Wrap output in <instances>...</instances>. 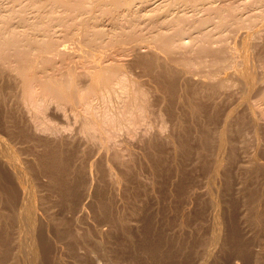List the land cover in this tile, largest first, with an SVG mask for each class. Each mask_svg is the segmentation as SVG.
Masks as SVG:
<instances>
[{"label": "rangeland", "instance_id": "1", "mask_svg": "<svg viewBox=\"0 0 264 264\" xmlns=\"http://www.w3.org/2000/svg\"><path fill=\"white\" fill-rule=\"evenodd\" d=\"M224 3L168 28L0 0V142L34 213L28 254L0 155V264H264V0Z\"/></svg>", "mask_w": 264, "mask_h": 264}, {"label": "bare ground", "instance_id": "2", "mask_svg": "<svg viewBox=\"0 0 264 264\" xmlns=\"http://www.w3.org/2000/svg\"><path fill=\"white\" fill-rule=\"evenodd\" d=\"M31 1L35 5H37L39 8H41V9L42 8H49L50 10H53V9L59 7V6H63L64 5V6H67L68 9L75 10V11H89V12H93L96 9L104 10V11L107 10L108 13H110V15H111L112 20L117 19L120 16H123V14L125 15V13H128V14L131 15L132 13L136 14L138 12H145V15H149V16L154 17L155 20H156V23L157 22H161L162 24L166 23V25L167 24L169 25L170 23H173V22H174L173 24H175V23L178 24L179 22H181L180 18H183L182 16H184L185 15L184 13L186 12L185 11V9H186L185 6L188 5L189 7H191L192 10L194 9V11H196V9H198L201 6H204V5H206V8H207V6H209L210 9H211V8H213L212 5H214L216 3L215 2L214 4H212L213 1H217V0H31ZM180 1L182 2L181 4H176L177 2H180ZM224 1L222 3H219V2H221L219 0L218 3L221 5V4L224 3ZM216 5H218V4L216 3L215 7H216ZM220 5L218 7H216V8L214 7L215 10L212 9V11L214 10L218 14L219 11L222 10V7ZM224 6H225V3L223 5V7ZM202 9H200V10H202ZM226 9H230V8L227 7ZM189 15H187V16H189ZM219 15L220 14H218L216 16L220 17ZM75 18H77V17H75ZM213 18L216 19V17H213ZM213 18L210 17V19H213ZM207 19H209V18L207 17ZM180 24L178 26H180ZM196 24L197 25L199 24L198 26H199L200 29L202 28L201 27L202 26L201 23L198 22ZM196 24L194 25V23H192V24H189V25L196 26ZM170 25L172 26V24H170ZM176 25H174V26L176 27ZM187 25L188 24H186V26ZM84 27H85V23L81 22L79 28L83 29ZM177 27H176V29L179 28V27L178 28ZM188 27H184V26L180 27L178 31H174V33L175 32L176 33L175 34L173 33V35L168 34L169 31H167V33H166V31L163 32V31L159 30V31H157L159 33H157V34H156V32L154 33V34H156V35H154V38L171 39V38L175 37L176 40L178 42H181V44H182V42L184 40L183 38L187 34L190 35L189 32H190L191 29L189 28V31H188ZM168 28H169V26H168ZM195 29H198V28H195ZM201 33H203V31ZM199 34H200V32H199ZM188 35H187V38H188ZM170 36H173V37L169 38ZM196 36H198V35H196ZM193 37H194V35H193ZM175 38H173L171 40H175ZM12 41H13L12 37L4 36V35H2L0 33V49L4 47L3 46L4 44H8V42L10 43ZM190 41H191V39H190ZM34 43L37 46H42L43 43H45V41L44 40L43 41L42 40L41 41L35 40ZM80 45L81 44H79V46ZM80 48H83V47L80 46ZM86 50L88 51V49H86ZM243 53H246V51L244 50ZM243 60L244 61L246 60L245 55H244V59ZM108 62L109 63L108 64L105 63V65L102 63V65H104V66L98 65V66H100V68L97 66L98 61L96 62L97 63L96 66H97L98 70H96L97 72H95V73H96V78L97 79H99V78L101 79L102 76L104 75V73L111 69L109 67L111 65L110 64L111 63L110 60ZM99 64H101V63H99ZM243 71H244V74H245V82L248 81V83H249L250 79H251V73H250L249 69H244ZM0 155L2 157H4V159L7 161V163L14 169V171L16 173V176H17V179L20 182L21 187H22V193H23L22 197L23 198H21L22 205H21V209H20V212H19L21 214V218H20V216H19V218L21 219V224H22V227H23V229L20 230V232H21L20 234H22L23 240L21 239L22 242H21L20 246L28 254H32V247H31L32 235H31V232H30V228H31L32 223H33L34 213H33L32 201H31V198H30V192H31L30 191V187L26 183V173L20 167V165L18 164L16 158L14 157V155L12 154V152L8 148V146L5 145V144H2L1 142H0ZM214 210H216V209H214ZM214 212H215V215L213 214L214 218H213V222H212L213 223L212 224L213 227H212V234H211L212 235L211 243H214L216 234L219 231V227H220V218H218L217 212L216 211H214ZM206 250H207V252L208 251L209 252L212 251L211 248H208ZM200 263H201V261H200Z\"/></svg>", "mask_w": 264, "mask_h": 264}]
</instances>
